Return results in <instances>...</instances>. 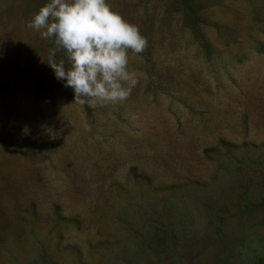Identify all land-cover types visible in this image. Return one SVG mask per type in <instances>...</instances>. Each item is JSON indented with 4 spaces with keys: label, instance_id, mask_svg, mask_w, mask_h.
Returning a JSON list of instances; mask_svg holds the SVG:
<instances>
[{
    "label": "rangeland",
    "instance_id": "obj_1",
    "mask_svg": "<svg viewBox=\"0 0 264 264\" xmlns=\"http://www.w3.org/2000/svg\"><path fill=\"white\" fill-rule=\"evenodd\" d=\"M47 2L0 0V264H264V0H108L148 47L96 108Z\"/></svg>",
    "mask_w": 264,
    "mask_h": 264
},
{
    "label": "clouds",
    "instance_id": "obj_2",
    "mask_svg": "<svg viewBox=\"0 0 264 264\" xmlns=\"http://www.w3.org/2000/svg\"><path fill=\"white\" fill-rule=\"evenodd\" d=\"M26 27L52 41L47 64L72 89L74 103L115 107L130 97L138 78L129 54L143 53L148 40L108 0H48Z\"/></svg>",
    "mask_w": 264,
    "mask_h": 264
}]
</instances>
